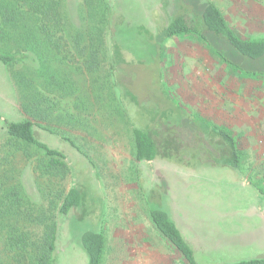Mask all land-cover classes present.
<instances>
[{"label": "rangeland", "instance_id": "1", "mask_svg": "<svg viewBox=\"0 0 264 264\" xmlns=\"http://www.w3.org/2000/svg\"><path fill=\"white\" fill-rule=\"evenodd\" d=\"M182 1L112 0L130 21L124 45L131 57L151 59L152 40L144 28L160 32ZM210 1L243 38H264V0ZM75 2L69 3L73 10ZM164 46L163 71L170 92L186 111L233 130L243 151L241 174L228 166L189 167L175 159L138 161L131 129L143 123L133 116L134 106L123 98L122 90L116 92L117 108L109 93L101 95L103 87L86 75H80L74 90L64 93L39 75L38 61L12 65L0 61V113L15 121L31 119L36 137L65 154L68 175L41 179L50 189L63 185L68 191L76 185L84 191L83 204L59 218L57 264H88L81 245L86 231L104 234L102 264H187L151 219L150 210L160 207L176 222L199 264L264 258V196L258 191L264 189V75L253 72L263 65L251 63L250 72L233 69L194 35L168 38ZM62 48L67 73L68 66L78 67L81 60L66 43ZM134 68L129 66L130 71L141 72ZM22 70L33 76L35 94L47 97L46 119L31 117L22 106L15 77ZM122 108L124 117L119 115ZM144 108L155 111L150 102ZM3 131L0 122V136ZM33 158L22 157L16 166L24 170L28 186L37 194L35 173L40 168L37 156ZM152 192L161 196V204L150 200Z\"/></svg>", "mask_w": 264, "mask_h": 264}, {"label": "trees", "instance_id": "2", "mask_svg": "<svg viewBox=\"0 0 264 264\" xmlns=\"http://www.w3.org/2000/svg\"><path fill=\"white\" fill-rule=\"evenodd\" d=\"M191 1L194 7L188 0L179 2L160 32L144 28L152 40L151 59L146 62L129 55L124 34L130 21L116 10L112 0H76L74 10L70 0H0V61L12 65L36 60L40 63L39 75L64 93L76 88L80 75L101 85L103 89L98 92L109 93L116 104L120 103L116 92L122 90L123 98L134 106L133 116L143 123L131 129L138 161L175 159L189 167L228 166L241 174L243 151L233 130L186 111L170 92L163 71L164 42L171 37L194 35L233 69L250 72L249 65L261 61L263 66L253 72L264 75V38H243L215 3ZM63 43L81 60L78 67L68 66L67 73H63L67 70ZM129 66L141 72H132ZM26 70L15 74L22 106L31 117L46 119L47 97L35 94L33 76ZM133 83L138 87L132 88ZM147 102L155 111L144 108ZM122 114L125 116L123 108L119 115L124 117ZM176 115L180 117L175 119ZM0 122L4 128L0 136V264H57L59 218L83 204L84 191L76 185L68 191L63 185L50 189L41 179L45 175L64 179L69 166L62 151L36 137L31 119L15 121L0 113ZM36 156L40 168L35 173L37 194L28 186L24 170L16 166L22 157L32 160ZM258 191L264 196V189ZM150 200L162 203L161 196L153 192ZM150 213L157 230L186 263L199 264L193 247L170 214L161 207L152 208ZM81 245L88 264H102L106 246L102 232H84ZM234 264H264V258Z\"/></svg>", "mask_w": 264, "mask_h": 264}]
</instances>
